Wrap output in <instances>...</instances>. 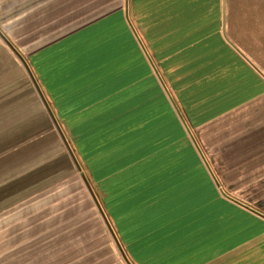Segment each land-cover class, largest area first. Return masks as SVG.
Wrapping results in <instances>:
<instances>
[{
	"label": "crops",
	"instance_id": "0c3cea01",
	"mask_svg": "<svg viewBox=\"0 0 264 264\" xmlns=\"http://www.w3.org/2000/svg\"><path fill=\"white\" fill-rule=\"evenodd\" d=\"M0 33V264H264V0H0Z\"/></svg>",
	"mask_w": 264,
	"mask_h": 264
},
{
	"label": "trees",
	"instance_id": "16d2710c",
	"mask_svg": "<svg viewBox=\"0 0 264 264\" xmlns=\"http://www.w3.org/2000/svg\"><path fill=\"white\" fill-rule=\"evenodd\" d=\"M1 185V184H0ZM2 201V194L0 193V203ZM59 250V249H57ZM54 252L40 251L36 257H26L24 264H116L114 262L115 259L111 256H107V258L99 259H90L86 262V259H77L74 261L70 258H65L64 256H59V251L55 252V257L53 256ZM73 261V262H72Z\"/></svg>",
	"mask_w": 264,
	"mask_h": 264
},
{
	"label": "water",
	"instance_id": "95a60500",
	"mask_svg": "<svg viewBox=\"0 0 264 264\" xmlns=\"http://www.w3.org/2000/svg\"><path fill=\"white\" fill-rule=\"evenodd\" d=\"M0 35L2 36V34L0 33ZM3 37V36H2ZM4 38V37H3ZM86 184H87V182H86ZM87 186H88V184H87ZM88 189H90L89 187H88ZM90 193H91V196H92V198H93V200H94V202H95V204H96V206L98 207V209L100 210V207H99V205H98V202H97V200H96V198L94 197V195H93V193L91 192V190H90ZM100 212H101V210H100ZM256 212V211H255ZM102 213V212H101ZM260 214V213H259ZM261 216H264V215H262V214H260Z\"/></svg>",
	"mask_w": 264,
	"mask_h": 264
},
{
	"label": "rangeland",
	"instance_id": "374dc122",
	"mask_svg": "<svg viewBox=\"0 0 264 264\" xmlns=\"http://www.w3.org/2000/svg\"><path fill=\"white\" fill-rule=\"evenodd\" d=\"M121 259L123 260L124 264H129L128 261H127V259H125V257H122ZM11 260H12V258H9V259H8L9 262H10ZM12 262H14V261H12Z\"/></svg>",
	"mask_w": 264,
	"mask_h": 264
}]
</instances>
